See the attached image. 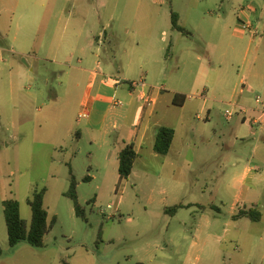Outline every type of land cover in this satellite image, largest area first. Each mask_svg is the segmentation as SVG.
Instances as JSON below:
<instances>
[{
	"label": "rangeland",
	"instance_id": "374dc122",
	"mask_svg": "<svg viewBox=\"0 0 264 264\" xmlns=\"http://www.w3.org/2000/svg\"><path fill=\"white\" fill-rule=\"evenodd\" d=\"M69 1L0 0V76H13L19 90L9 103L0 79V264H264V133L262 125L244 121L259 118L255 100H264V17L259 28L254 26L259 34L253 35L251 46L252 34L240 39L233 26L242 8L256 5L264 14V0H168L163 10L181 13L187 27L174 32L172 42L169 31L161 41L163 36L154 34L147 19L133 20L130 31L120 29L126 11L122 3L113 23L118 43L110 40L111 29L95 27L96 35L103 33L102 42L108 35L97 69L108 83L90 120L96 125L111 107L108 134L86 131L89 119L82 116V102L89 94L97 95L101 78L91 83L88 73L77 68L94 70L96 64H79L69 57L71 47L59 48L81 28ZM144 2L141 12L161 11ZM208 9L221 17L220 32L227 30L214 58L201 42V35H210L197 28ZM33 28L35 50L27 53L41 60L28 66L25 56H17L12 65L5 50L12 48L16 33L21 38ZM89 29L81 34L76 53L87 48L96 60L92 53L99 44L93 39L90 45ZM223 75L232 80L226 88ZM242 79L250 82L252 92L245 90ZM141 81L154 97L161 96L154 116L162 126L176 129L177 137L166 156L157 155L150 145L141 150L136 143L139 156L133 173L121 179L118 151L131 143L144 107L130 88ZM173 92L186 98L183 109L165 103ZM237 105L251 113L227 120ZM12 117H18L15 128L8 124ZM255 146L260 147L257 152ZM247 165L263 170L240 189L237 174ZM72 174L85 220L66 196ZM44 189L49 224L56 218L45 247H10L3 202L17 200L29 226L28 200ZM181 204L185 208L166 213ZM248 209L260 212L261 220H233Z\"/></svg>",
	"mask_w": 264,
	"mask_h": 264
},
{
	"label": "crops",
	"instance_id": "0c3cea01",
	"mask_svg": "<svg viewBox=\"0 0 264 264\" xmlns=\"http://www.w3.org/2000/svg\"><path fill=\"white\" fill-rule=\"evenodd\" d=\"M149 1L153 5L159 6L161 11L156 12L154 10L152 11L149 10L147 12H141L139 9L142 4H145L144 0H70L69 1L71 3V9H72L71 14L74 16V22L76 25H80L81 28L78 29L79 33L77 35L75 34L73 37H70L69 38L70 40L67 43H62L59 46V48L61 49L63 47L64 48L71 47L72 49L69 52V57L71 59L76 58L79 64L90 63L91 61H93L94 64H96V69L94 70H90L87 68H77L79 71H84L85 73H88L91 83L101 78L100 86L97 91V95L92 98L91 95L89 94L87 98L82 102L83 106L86 107V110L84 111L85 113L82 116L84 118L86 117L87 119H89L88 120L89 123L86 126V131H92L94 133H99V134H108V131H109L108 130V120H109L108 117L110 116V112H111V107L107 108L104 116H102V118L96 125L93 124L92 120H90L92 113L94 111V107L95 105L98 104L99 96H101V94L105 92L104 85L108 83L106 82L107 81L106 79H103V77L101 76L102 74L97 70L101 68V62L99 61V58L101 56L100 53L102 52V49L104 48V45H102L101 43L105 44V40H107L108 35H107V32L104 34V41L102 42L101 38H102L103 33L100 32L98 35H96L95 27L99 24H102L104 25L103 28L105 30L106 28L111 29L112 32L110 34V40H115V42L118 43L120 39V35H119V32L115 30L113 23L118 19V16L121 15V13L118 12L120 5L122 3H125L126 5L124 8L126 11L122 13V17L124 18V21L120 25V29L130 31L133 20L135 21V20H139L142 18L143 20L147 19L149 21V28L151 27L154 34H161L163 36L161 39V41L163 42L166 41V36L168 34L167 33L168 31L171 33L170 42H172V39L174 40V34H173L174 32L181 33L180 31L175 30L173 28L172 13H167L165 10H163L164 5L167 3L168 0H149ZM195 1H196L195 3H199V1H202V0H195ZM254 6L256 7V13L254 15H251V20L254 26L256 27L258 26L259 28L260 23H261L260 21L262 17H264V14L260 12L259 8L256 5ZM177 16H178V25L182 28H187L186 23L183 20L181 13H177ZM39 17H40L39 19L43 20V17L41 15H39ZM220 19H221L220 16L215 17V13L211 9L204 11L203 14L199 17V24L197 28L198 29L202 28L204 32L210 35L207 38L201 35V42L209 49L208 51H211L209 58H214L213 51L215 50V48H220V45L223 42L222 39L227 34V30L225 28L223 30L224 33H221L219 30ZM233 24H234L233 25L234 34L235 35L238 34L240 39H244L245 36H247L246 35L247 33H244L239 29L238 18H237V22L235 20ZM87 26H90V29L86 32L87 37L90 40V45L91 46L93 45V39L96 40L97 43L99 44V48H97L98 52L92 53L94 59L96 60H93L92 58L88 56L87 48H82L79 56H77V53H76V50L78 47L77 45L78 40L81 37V34L85 33V27ZM35 28H38V25ZM262 33L264 35V31ZM15 37H14L15 43L12 44V48L5 50V53L8 54V58L10 59L12 65H15V61H16L15 59L17 56H25L24 58L25 61L23 62V64L27 63L28 66H30L31 64L30 62L32 61L33 63H38L41 60L38 54L27 53V52H32L35 50L34 45L36 41V29L33 28L31 30H27L23 32L21 38H18V35L16 33ZM255 39L256 38L253 37V35H251L250 46L254 43ZM66 44L68 45V47L66 46ZM17 47L20 48V50H22L21 53L16 52ZM161 49L162 48H160V50ZM113 59L114 61L117 60L115 55ZM173 59L174 58H172V61ZM198 59L201 60V57L199 56ZM165 62L167 63V59H165ZM170 63L172 62H169V64ZM168 65L167 67H170V65L169 66ZM0 79L2 80V83H4V87H3L4 96L6 95L8 96L7 100L9 103L14 102L19 90H18V87L15 85V80L13 76L10 78H5V77L3 78L2 76ZM221 82L224 88L232 84V80H230L229 78H226L225 75L222 76ZM240 83L246 86L245 90L249 92L253 91L250 82L246 81L245 79H242ZM90 85L91 84H89V86ZM120 87H121L120 84L114 87L115 90L112 93V97H114L118 93V89ZM148 87L149 86H147L146 88L147 91H148ZM130 92H131V95H135V93L137 94V91L134 90V88L132 87L130 88ZM148 93L154 99V104L150 107H146V105H144L143 110L138 114L136 124L133 127V135H132L131 143H128V144L126 143L124 145L125 147L126 145L133 144L137 150L138 156H139V149L142 150L146 145L152 146L153 151H154V144H155V137L157 134V130L160 127H162V125L159 123V121L156 120L154 116L157 106L161 102V96H159L158 94L157 96L155 95L154 97L151 91H148ZM241 93H245V91ZM175 94H180V93L173 92L172 99L171 100L166 99L167 101H165L167 105L172 104ZM184 107H185V102L183 106H181L180 108L183 109ZM243 109H244V112H243L244 115H247L248 112L251 113L250 112L251 110L249 111L250 108L244 107ZM258 110L260 112L259 118L254 119L255 117L252 116L251 118L247 119V117H245L244 121L245 122L249 121L253 125H262L261 132L264 133V113L260 107L258 108ZM13 111L19 112V107L13 106ZM252 114L254 115L255 112L253 111ZM17 121H18V117H12V119L9 120L8 124L12 128H15L17 127ZM115 127H117L116 123L114 125V128ZM174 130H175V138H174L171 150L173 149V145L177 137V131L176 129ZM260 140H262V138ZM136 143H138V145L140 146L139 149ZM123 148H121L118 151V154ZM259 148L260 147L255 146L254 151L257 152ZM262 170H263L262 168H253L251 165L244 166L243 169L240 170V172L237 174L235 185L238 188L243 189L246 185V182L249 179L255 178L253 176V173L262 171ZM174 213L176 212H172V214Z\"/></svg>",
	"mask_w": 264,
	"mask_h": 264
},
{
	"label": "trees",
	"instance_id": "16d2710c",
	"mask_svg": "<svg viewBox=\"0 0 264 264\" xmlns=\"http://www.w3.org/2000/svg\"><path fill=\"white\" fill-rule=\"evenodd\" d=\"M172 23L175 30L182 33L184 32V29L178 25L177 14L172 13ZM185 100L186 98L183 95L175 94L172 104L176 107H181L183 106ZM174 138V129L166 126L160 127L157 130L155 137L154 152L162 156L169 154ZM137 158L138 153L133 144L126 145L119 152V175L121 179H129L133 173L134 164ZM77 185L78 182L76 177L72 174L70 189L66 193V196L74 202L76 215L85 220L86 216L84 210L78 202ZM45 193V189L35 191L32 198L28 200L32 210V218L29 226L21 217L20 204L17 200L10 199L3 202L8 243L10 247H15L21 243H26L36 249L45 247V238L50 233L53 225L56 223V218L53 219L51 224L48 222V212L44 207ZM182 208H185V206L181 204L167 210V212H177ZM186 208H190V206H187ZM242 218H249L254 222H259L261 220V213L254 209H248L240 210L233 216V220H239ZM2 254L3 250L0 245V257Z\"/></svg>",
	"mask_w": 264,
	"mask_h": 264
},
{
	"label": "built area",
	"instance_id": "2783aa9c",
	"mask_svg": "<svg viewBox=\"0 0 264 264\" xmlns=\"http://www.w3.org/2000/svg\"><path fill=\"white\" fill-rule=\"evenodd\" d=\"M256 13V9L254 7H247L242 8L239 13L237 14L238 18V25L239 29L244 33H250L254 36L258 35V30L254 27L251 15H254ZM134 90L137 91V98L144 104V105H152L154 104V99L149 95L148 91L146 90L147 85L144 82L139 83H133L131 85ZM256 104L260 106L264 113V100L261 97H257L255 100ZM237 109L230 111L227 113L226 118L227 120L231 121L234 117V115L244 112V109L241 107L236 106Z\"/></svg>",
	"mask_w": 264,
	"mask_h": 264
},
{
	"label": "water",
	"instance_id": "95a60500",
	"mask_svg": "<svg viewBox=\"0 0 264 264\" xmlns=\"http://www.w3.org/2000/svg\"><path fill=\"white\" fill-rule=\"evenodd\" d=\"M25 61V60H24Z\"/></svg>",
	"mask_w": 264,
	"mask_h": 264
}]
</instances>
